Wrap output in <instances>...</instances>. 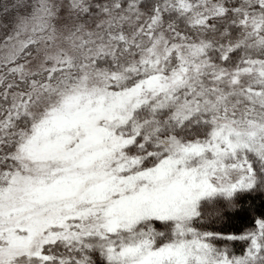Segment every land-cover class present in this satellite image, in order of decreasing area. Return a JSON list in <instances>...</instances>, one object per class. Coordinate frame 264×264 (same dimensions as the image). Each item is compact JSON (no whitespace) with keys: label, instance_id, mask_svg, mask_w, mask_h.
Segmentation results:
<instances>
[{"label":"snow or ice","instance_id":"obj_1","mask_svg":"<svg viewBox=\"0 0 264 264\" xmlns=\"http://www.w3.org/2000/svg\"><path fill=\"white\" fill-rule=\"evenodd\" d=\"M0 30V264H264V0H14Z\"/></svg>","mask_w":264,"mask_h":264},{"label":"trees","instance_id":"obj_2","mask_svg":"<svg viewBox=\"0 0 264 264\" xmlns=\"http://www.w3.org/2000/svg\"><path fill=\"white\" fill-rule=\"evenodd\" d=\"M10 2H14V0H0V4H7ZM259 203V201H257ZM207 223L212 224L211 220L207 221ZM247 226V221L243 218H237L229 221L227 218L224 221L217 222L212 224V227L216 229H224L227 231H235L239 228H243ZM211 230V228L209 229Z\"/></svg>","mask_w":264,"mask_h":264},{"label":"rangeland","instance_id":"obj_3","mask_svg":"<svg viewBox=\"0 0 264 264\" xmlns=\"http://www.w3.org/2000/svg\"><path fill=\"white\" fill-rule=\"evenodd\" d=\"M28 4H35L36 0H25ZM6 39V35L3 30H0V45H2V42ZM2 51H0V55H2Z\"/></svg>","mask_w":264,"mask_h":264}]
</instances>
